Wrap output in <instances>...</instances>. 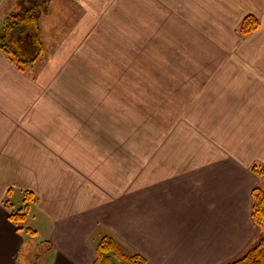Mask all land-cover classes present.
<instances>
[{
	"label": "crops",
	"instance_id": "0c3cea01",
	"mask_svg": "<svg viewBox=\"0 0 264 264\" xmlns=\"http://www.w3.org/2000/svg\"><path fill=\"white\" fill-rule=\"evenodd\" d=\"M81 2L111 12L105 25L129 26L130 36L141 27L146 56L162 67L166 60L188 70L184 88L205 92L193 96L191 114L203 127L193 146L177 147L167 162H123L120 148L98 145L80 114L62 107L57 85L33 72L45 69L42 57L22 72L0 48V264L35 263L20 259L30 238L52 251L49 264H93L100 229L147 264L238 258L259 236L253 191L263 189L264 174L252 166L264 167V0ZM16 3L0 0V28ZM250 15L261 24L241 35ZM25 190L38 201L31 232L19 230L5 206L18 208L16 191Z\"/></svg>",
	"mask_w": 264,
	"mask_h": 264
},
{
	"label": "rangeland",
	"instance_id": "374dc122",
	"mask_svg": "<svg viewBox=\"0 0 264 264\" xmlns=\"http://www.w3.org/2000/svg\"><path fill=\"white\" fill-rule=\"evenodd\" d=\"M51 1L49 15L42 18L46 23L42 35L46 50L50 43L53 46L41 59L46 70L33 72L57 85L59 97L65 99L62 107L80 114L73 115L79 125L89 124L91 135L100 136L98 145L120 148L117 158L137 162L139 167L146 166L148 160L167 162L169 156L177 155V147L193 146L203 127L192 121L193 96L205 92L184 88L183 74L188 70H178L166 60L162 67L161 59L147 57L148 44L141 27H132L130 36L129 26L105 25L109 11L88 10L81 0ZM74 129L80 128L75 125ZM141 172H146V167ZM14 198L16 207L22 206L24 192L16 191ZM32 213L33 209L22 224L25 228ZM106 232L100 229L93 239L110 236ZM116 241L126 254H135ZM52 257L43 239L30 238L20 259L49 264Z\"/></svg>",
	"mask_w": 264,
	"mask_h": 264
},
{
	"label": "trees",
	"instance_id": "16d2710c",
	"mask_svg": "<svg viewBox=\"0 0 264 264\" xmlns=\"http://www.w3.org/2000/svg\"><path fill=\"white\" fill-rule=\"evenodd\" d=\"M51 0H17L16 10L10 12L0 28V48L20 71L26 72L45 53L42 38L41 20L49 15ZM260 26L255 16H247L239 26L241 35H249ZM252 171L259 176L264 174L261 164H254ZM12 190H9L10 193ZM37 196L32 191L24 192L22 206L15 208L7 201L6 208L10 211V219L19 230L25 229L22 224L32 211ZM253 219L259 228V236L253 246L238 258L225 264H264V189L257 187L253 191ZM97 258L93 264H147L141 254H126L112 236H105L96 248Z\"/></svg>",
	"mask_w": 264,
	"mask_h": 264
}]
</instances>
